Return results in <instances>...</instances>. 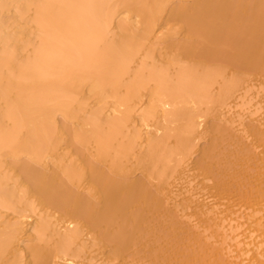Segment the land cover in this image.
<instances>
[{"label": "bare ground", "instance_id": "bare-ground-1", "mask_svg": "<svg viewBox=\"0 0 264 264\" xmlns=\"http://www.w3.org/2000/svg\"><path fill=\"white\" fill-rule=\"evenodd\" d=\"M263 238L264 0H0V264H264Z\"/></svg>", "mask_w": 264, "mask_h": 264}, {"label": "rangeland", "instance_id": "rangeland-1", "mask_svg": "<svg viewBox=\"0 0 264 264\" xmlns=\"http://www.w3.org/2000/svg\"><path fill=\"white\" fill-rule=\"evenodd\" d=\"M263 241H264V238L260 240L261 243L260 242L257 243V241L256 242L254 241L253 243L254 245H252L251 243H248V244H251L252 246H257L258 248L261 246V249H262L264 247Z\"/></svg>", "mask_w": 264, "mask_h": 264}]
</instances>
